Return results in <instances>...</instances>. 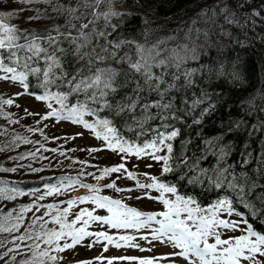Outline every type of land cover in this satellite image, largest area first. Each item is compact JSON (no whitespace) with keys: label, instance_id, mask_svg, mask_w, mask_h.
<instances>
[{"label":"snow or ice","instance_id":"obj_1","mask_svg":"<svg viewBox=\"0 0 264 264\" xmlns=\"http://www.w3.org/2000/svg\"><path fill=\"white\" fill-rule=\"evenodd\" d=\"M24 4L44 3L52 6V11L60 15H67L70 19L64 26L67 31L61 30V25H53L51 29L43 32L20 29L9 23L12 12H0V82H10L12 85H19L23 92L15 94L12 98H4L0 95V115L10 119V114L5 112L4 106H12L14 99L20 95H31L37 101L46 105L47 111L40 117L41 120L55 119L59 121H70L73 124L81 125L91 131L96 139L104 142V147L114 153L123 154V159L136 157L146 160V168H152L153 163L161 166V174H174L184 168L185 171L178 177L180 180L187 178V183L192 185H202L205 179L209 185L215 189H227L234 196L225 195L205 209L199 206L194 197L178 194L175 184H168L157 176L144 173L151 182L141 183L137 181V187L142 190H155L160 193L158 197H150L145 192V197L149 199H159L166 207L167 211L142 212L136 208L129 207L120 199H113L109 196H101V189L91 184H83L79 179L64 177L59 184H46V191L36 196L40 189H33L31 193L7 185L0 187V199L14 200L17 196L31 194L37 200H43L45 196L60 195L69 188L80 184L88 188L90 195L66 201L67 207L57 208L56 205L49 204L47 208L55 209L56 214L51 211L47 213L51 217L45 220L43 216L36 217L25 234L17 236L25 249L31 255L20 261V264H60L64 259L61 255L65 251L74 250L78 245L82 247H92L95 244L106 242L103 251L107 252V245L116 248L139 245L132 244L136 236L110 235L107 231H89L88 228L93 222H100L110 226L112 229L137 231L151 228L152 223L159 225L152 233V240L171 245L173 251L167 257L169 264H175L173 258H183L185 264H264V233L254 227L253 222L244 218L245 214L237 211L236 202L247 209H251L252 216L264 218V183H260L258 178L250 177L246 172L237 174L231 170L232 166L220 167L219 164L226 160L231 152L228 144H221L223 134L215 139L204 140L205 145L211 146L214 155L217 156L218 166L210 174L207 169L199 168V160L207 159V156L194 158L193 163H189L186 155L188 144L191 139L181 141V150L177 155L174 150V141L181 136V128L184 121L191 117V123L201 125L206 116L212 115L216 111V104L212 96L206 89L199 92L192 90L198 88L194 76L203 70L209 77L216 78L232 76L235 78L234 70H228L221 64L216 69L206 68L201 65L200 69L183 68L182 65L187 60H197L199 55L195 42L191 48L187 44L181 46L180 54L176 49L170 51L167 58L162 56L159 44L165 43L161 40L151 48L137 44L134 41L108 40V37L116 32L119 20L116 24L112 19L120 18L126 13L113 10L112 0H107L109 8L107 11H99V6L105 0H69L68 4L59 3V0H19ZM81 8L90 10L91 19L88 13L81 12ZM247 8V11L245 9ZM22 11V10H21ZM264 11V4L259 8H251L249 0H212V3L205 2V7L201 9L199 15L207 17L213 24L218 17H222L224 25H231L239 29H245L249 24L256 26L254 17H261ZM209 12L211 15L209 16ZM79 13V15H77ZM42 14L28 17V20L44 19ZM71 19L86 20L80 23L79 27L71 23ZM104 20V28H111V32L97 31L95 24L98 20ZM89 25H92L90 31ZM218 25L220 35L230 36L231 33ZM75 29V34H73ZM191 31V29L189 30ZM199 37L200 30L196 29ZM205 41L208 40V31L203 32ZM105 41L104 44L97 43L90 51H84L92 44L93 39ZM174 37H169L173 39ZM243 45L242 41H237ZM67 43L68 47L63 45ZM125 44H135L137 59L132 61L131 57L125 54L117 57V52ZM99 48V51H97ZM190 53V54H189ZM107 59L127 62L131 73L139 74L143 79V84L139 80L130 78L128 72L123 73V79L117 80L121 71L112 67H96L98 62ZM162 71L156 74L153 69ZM93 69H95L93 71ZM169 69H175L170 73V79L166 80L165 75ZM32 78L31 84L29 78ZM181 77L183 82L181 83ZM132 85L129 87V85ZM30 86L35 91H29ZM121 89H128L117 98V93ZM189 90H192L189 92ZM179 95V100L177 99ZM76 97L75 103L69 104L70 97ZM83 96V99L80 97ZM154 96V98H153ZM17 107L19 105H16ZM197 109L199 111L197 112ZM28 112L27 109H25ZM101 112L107 115L101 116ZM195 113V115H194ZM29 115H40L39 113L28 112ZM85 116L95 117L91 122ZM111 117V118H109ZM117 118L121 122V127L128 132L134 133V138H125L120 127H117ZM158 123L153 126L152 122ZM18 123V121H11ZM190 126V125H186ZM236 127H239L237 125ZM31 131V129H29ZM228 131H232L229 127ZM77 135H83L78 133ZM199 135V133H197ZM147 137V139H140ZM20 139V137H17ZM139 141V142H138ZM25 143L30 141L25 140ZM3 149H0L2 151ZM103 149L91 148L88 151L97 152ZM52 151H55L53 149ZM63 154V153H62ZM253 159L257 162V167L252 171L257 177L264 178V150L253 157L251 153L244 154L243 164H249ZM83 163V162H81ZM198 169V171H197ZM0 171H16L15 168ZM35 171H40L36 169ZM102 175L97 179H102L113 173H127V177L136 180V174L126 169L125 163L118 166L105 167ZM193 172L192 176H188ZM106 188L123 192L125 189L117 187L115 182L104 185ZM133 191V189H127ZM174 197V199L172 198ZM139 198V197H138ZM90 202L95 209H106L108 215H95L93 210L82 208L73 213V207L78 203ZM257 204L260 207H257ZM41 206L33 203L30 206H22L20 213L15 217L16 223L10 227L0 224V232L19 231L22 226L20 221L24 219V213L35 208L39 211ZM72 214L74 218L69 221L68 216ZM184 218H182V215ZM239 216L240 219H227L224 216ZM11 217L8 214L5 219ZM157 217H162L158 219ZM51 223L58 227L49 228ZM37 225L39 227L37 228ZM77 225H80L77 227ZM228 231L233 235L222 238L224 232ZM236 231L242 234L234 235ZM90 239L88 245L83 241ZM148 240V236L141 237ZM214 242H209V239ZM28 241L33 243L28 244ZM21 244H15L14 248L8 252L0 253V259L8 256L9 252H15L21 248ZM3 245L0 244V247ZM144 249H141L143 251ZM16 257H11L15 261ZM137 260L136 257L106 258L96 257L93 260L78 262V264H115V260ZM156 258L139 259L138 264H155ZM6 264L9 262L6 261Z\"/></svg>","mask_w":264,"mask_h":264},{"label":"trees","instance_id":"obj_2","mask_svg":"<svg viewBox=\"0 0 264 264\" xmlns=\"http://www.w3.org/2000/svg\"><path fill=\"white\" fill-rule=\"evenodd\" d=\"M205 2L212 3V0H112L111 7L113 10L126 13L125 16L120 18H113L112 23L119 22V26L116 32L108 37V40L113 39L134 41L137 44L144 45L145 48H151L159 41L163 40L165 43L159 44L162 50V56L159 58H167L170 55V51L176 49L181 55L184 53L181 51V46L187 44L189 48L193 46L195 42L196 50L199 55L197 60H187L182 65L183 68L200 69L201 65L206 68L216 69L219 65H225L228 70H234L236 73L235 78L232 76L216 78L215 76L209 77L203 70L199 71L194 80L197 87L194 89L199 92L200 89H206L212 96L213 101L216 104V111L210 116H206L203 119L201 125H195L191 123V117H188L184 121V125L177 123L176 126L181 128V136L174 141V150L178 155L181 150V141L185 139H191L192 143L188 144L186 155L189 157V163L194 162V158L207 156V159L199 160V168L207 169L209 173L218 166L217 156L213 154L211 146L205 145L204 140L215 139L223 134L221 144H228L231 147L230 154L226 157V160L219 164L220 167L232 166L233 171L237 174L246 172L250 177L258 178L260 183H264V178L257 177L252 171L257 167V162L253 159L249 164H243L244 154L251 153L253 157H256L258 153L264 150V20L260 17H254L257 23L253 27L251 24L245 29H239L231 25H224L222 17H218L215 24L208 20L207 17L199 15L202 8L205 7ZM251 8H259L264 4V0H249ZM59 3L68 4L69 0H59ZM75 4V0H72ZM109 4L107 0L99 6V11H107ZM22 10V11H21ZM247 11V8L245 9ZM0 12H12L13 15L9 19V23L17 26L20 29H27L30 31L43 32L46 29H51L53 25H61L62 31H67L68 28L64 27L70 19L67 15H60L52 11V6L44 3L24 4L16 0L11 4L0 3ZM81 12L88 13V18L91 19L90 10L81 8ZM42 14L44 19L40 20H28V17ZM79 15V13H77ZM209 16L211 13L209 12ZM261 17H264V11L261 12ZM87 22L86 20L71 19L72 24H76L79 27L80 23ZM104 20L100 19L96 22L95 27L97 31L111 32V28H104ZM218 25H224V28L231 33L230 36L220 35V28ZM93 26L89 25L90 31ZM191 29V31H189ZM196 29L200 30L199 37L197 36ZM208 31V40L205 41L203 32ZM75 34V29L72 30ZM169 37H174L169 39ZM237 41H242L238 43ZM97 43L104 44L105 41L101 38L99 41L93 39L92 44L89 45L84 51H90ZM68 47L67 43L63 45ZM99 51V48H97ZM125 54L131 57L132 61H135L138 57L136 54L135 44H125L117 52V57H122ZM190 54V53H189ZM96 67H112L121 71V75L117 77V80L123 79V73L128 72L129 76L133 80H139L143 84V79L139 74L131 73L127 62H118V60L107 59L103 62H98ZM95 69H93L94 71ZM153 71L158 75L162 71L161 69L154 68ZM175 69H169L168 74L165 75V79H170V73ZM30 84L32 78H29ZM181 83L183 77H181ZM19 86V85H18ZM132 85L130 84L129 87ZM22 88V87H21ZM23 89V88H22ZM128 89H121L117 93V98ZM192 90H189L191 92ZM29 91H35L31 86ZM0 93L3 94V90L0 89ZM31 96V95H30ZM83 99V96L80 97ZM154 98V96H153ZM179 100V95H177ZM76 97H70L69 104L75 103ZM199 109H197V112ZM101 116L107 115L106 112H101ZM195 115V113H194ZM111 118V117H109ZM85 119L90 122L95 119L92 116H85ZM71 123L70 121H67ZM117 127L121 128L125 138L131 140L134 138V133L128 132L121 127V122L117 118ZM158 123L152 122L155 126ZM77 128L84 131H88L94 138V134L83 128L81 125L73 124ZM190 125V126H186ZM239 125V127H236ZM229 127L232 131H228ZM199 133V135H197ZM96 139V138H95ZM140 139H147L142 137ZM104 147V142L96 139ZM8 150L0 153V168L11 169L15 168L16 171H0V187L7 185L8 187L19 188L26 193L32 192L33 189H40V192L36 193L39 196L46 191V184H59L60 179L64 177H72L73 179H79L83 184H91L101 189L99 195L109 196L113 199H120L128 206L131 203L136 204V209L142 212H163L167 211V207L159 199H149L145 197L147 192L150 197H158L160 193L155 190H142L137 187V181L141 183L151 182L144 173H148L152 176H157L161 180L172 185L175 184L178 188V194L185 197L191 196L196 199L199 206L202 208H209L214 204L217 199L230 195L234 196L227 189H215L209 185L205 179L202 185H192L187 183V178L180 180L178 177L185 171L181 168L179 172L174 174H161V166L157 163L153 171H145L139 168L132 172L136 174V180L129 179L127 173L122 171L121 173H113L105 177L106 180L103 184H97V177L101 176L102 168H97L99 172L93 175V170L86 171L84 169H63L60 167H51L49 169H21L18 168V162L15 157H22L27 155L28 150L24 147H16L12 141ZM139 142V141H138ZM106 150H111L104 147ZM114 153V152H113ZM115 155L123 160H141L136 157H129L126 160L123 159V154L115 153ZM112 164H108L107 167H112ZM127 169V168H126ZM128 170V169H127ZM198 171V169H197ZM194 173L189 172L188 176H192ZM115 182L117 187L125 189L123 192H117L114 189L106 188L104 185ZM82 187L80 184H76L74 187L69 188L66 192L60 195L45 196L43 200H37L36 196L28 198L27 195L17 196L14 200L0 199V217H6L9 213L14 211L24 203L32 202L40 205L41 207L52 204L60 205L64 199H71L72 193ZM88 189V188H87ZM127 189H133V191H127ZM85 195V193H82ZM139 197V198H138ZM174 199V197H172ZM146 206L150 208H146ZM40 207V208H41ZM237 211L244 213V218L253 222L254 227L264 233V218L260 216H252L251 209L245 208L237 201L235 204ZM257 207H260L257 204ZM101 209L94 211L95 215H108L106 209L104 212H100ZM51 211L46 208L44 219L50 217L47 213ZM56 213H53L55 215ZM182 215V218H184ZM74 217L70 214L68 220L71 221ZM162 219V217H157ZM227 219H240L239 216L227 217ZM35 218H30L25 227H22L18 235L26 233ZM49 228L58 227L53 224L47 225ZM80 225H77L79 227ZM156 226L154 222L151 228L141 229L139 231L135 229L117 230L112 229L110 226L104 225L100 222H93L90 224L89 231H107L110 235L118 237L119 235H132L136 236V240L139 242L143 239L142 236H147L149 231H153ZM39 225H37V228ZM242 233L236 231L234 235L239 236ZM233 235V233L225 231L222 238H227ZM5 236V234H4ZM4 238V237H3ZM90 239L86 238L83 241L84 245H88ZM214 239L210 238L209 242H213ZM33 243V242H32ZM102 243L95 244L101 245ZM93 247V246H92ZM82 247L79 253L68 250L64 252L66 260H62L60 264H78V262L93 260L96 257H106V254H95L89 256V248ZM95 251V250H94ZM28 252V251H27ZM20 258H16L15 261L9 262V264H20V261L27 259L31 253ZM113 255V253H112ZM129 257L133 254L127 253ZM138 258V256H136ZM107 258V257H106ZM111 258H117L112 256ZM73 259L72 262L67 261ZM118 261V264L121 263ZM0 264H6L5 261ZM96 264H100L96 261ZM106 264V260L104 261Z\"/></svg>","mask_w":264,"mask_h":264},{"label":"rangeland","instance_id":"obj_3","mask_svg":"<svg viewBox=\"0 0 264 264\" xmlns=\"http://www.w3.org/2000/svg\"><path fill=\"white\" fill-rule=\"evenodd\" d=\"M16 2V0H0L2 4H11ZM0 89L3 90L4 98H12L17 93H21L24 90L18 85H12L10 82H0ZM16 105H19L18 107ZM39 113L40 115H29L28 112ZM5 112L10 114V119H6L3 115H0V149H3L1 152L8 150L11 146L12 141L16 147L27 148L28 153L22 157H15V160L18 162V168L23 169H49L51 167H60L63 169L73 170V169H84L86 171L93 170V175L96 172H99L97 168H105L108 164L113 166H118L121 163H125L128 171L138 170L141 168L145 171H153L157 163H153L152 168H146L145 163L149 162L146 160H129L123 161L119 159L115 153L106 150L98 141L88 132L80 128L75 127L67 121L57 122L55 119L41 120L40 117L45 114L47 111L46 105L43 102L37 101L33 96L30 95H20L14 99L12 106L5 105ZM11 121H18V123H13ZM31 129V131L29 130ZM78 133H83V135H77ZM20 137V139H17ZM30 141L25 143L24 141ZM91 148L103 149L97 152L88 151ZM55 149V151H52ZM63 153V154H62ZM83 162V163H81ZM102 173V171H101ZM106 178L97 179V184H103ZM31 193V192H30ZM85 193V195H82ZM89 189L80 188L75 190L72 193L71 199H77L82 196L90 195ZM28 198H31L33 195L28 194ZM68 199L61 201V204L57 206L59 209H64L67 207ZM32 202L24 203L19 205L17 209L11 212V217L5 219V217H0V224L5 227H10L13 223H16L15 217L20 213L22 206H30ZM129 207L136 208L135 203H131ZM46 206L39 208L37 211L33 208L31 211L24 213V219L20 221L22 225L19 228V231L13 232H0V244L3 246L0 247V253L8 252L9 249L14 248L15 244H21L19 240L14 238L18 235L22 227H25L30 218H36L43 216L45 217ZM82 208H88L90 211L95 209V206L90 202H85L83 204H77L73 207V213L78 212ZM146 208H150L146 206ZM99 210V209H95ZM52 213H56L55 209L51 210ZM100 212H104L103 209ZM72 215V214H71ZM74 217V215H72ZM7 217V216H6ZM51 217L46 218L45 220H50ZM51 224V223H49ZM159 227V226H158ZM157 228V226H156ZM153 231H149L148 240L138 241L135 240L132 242L135 246H125L121 248H116L113 245H107L108 251H103L106 242H103L101 245H94L92 248H89V256L101 253L106 254L107 258H111L113 255L119 257H129L126 254H133L132 257L138 256L137 260H121L119 264H138L139 259L143 258H156L155 264H169V259L161 257H167L169 253L173 251L171 245L166 243H161L158 241L152 240ZM5 234V236H4ZM4 237V238H3ZM214 242V241H213ZM28 244H31L32 241H28ZM81 246H77L73 252L79 253ZM141 249H144L141 251ZM95 250V251H94ZM113 253V255H112ZM29 253L25 249L24 245L21 244V248L15 252H9L8 256L4 259H0V262L7 261L11 262V257L15 255L16 258H20L28 255ZM64 257V253L61 254ZM175 259V264H185L183 258H173ZM264 259V258H262ZM73 259L67 260L72 262ZM120 260V259H118ZM118 264V261L115 262Z\"/></svg>","mask_w":264,"mask_h":264}]
</instances>
